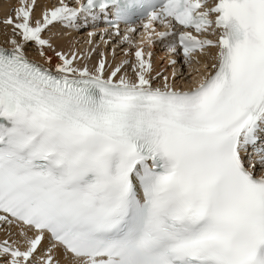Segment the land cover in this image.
I'll return each instance as SVG.
<instances>
[{"label":"snow or ice","instance_id":"snow-or-ice-1","mask_svg":"<svg viewBox=\"0 0 264 264\" xmlns=\"http://www.w3.org/2000/svg\"><path fill=\"white\" fill-rule=\"evenodd\" d=\"M40 7L0 16V264H264V0Z\"/></svg>","mask_w":264,"mask_h":264},{"label":"bare ground","instance_id":"bare-ground-1","mask_svg":"<svg viewBox=\"0 0 264 264\" xmlns=\"http://www.w3.org/2000/svg\"><path fill=\"white\" fill-rule=\"evenodd\" d=\"M51 1H53L52 3L53 4H51ZM38 2L40 3V8L39 9H37V11L39 12V11H41L44 7H51L52 5H54V4H56L57 2H58V0H38ZM12 3V0H9V1H1L0 0V16L2 15H4L7 11H8V9H9V5ZM101 27H104L103 25H101ZM66 31V30H65ZM62 33V32H61ZM86 32H83V33H77V37H79V35H86L85 34ZM75 35H76V33H71V34H69L68 36H67V38L66 37H60V38H56L55 39V43L58 45V47L59 48H61V49H63L64 51H68L69 50V48L71 47V48H74L73 46H72V43H71V40L72 39H74V37H75ZM87 36V35H86ZM116 38V37H115ZM69 39H70V41H69ZM117 39L118 38H116L115 39V43H111V45H114V47L116 48V49H118L119 51H118V53H121V55H123V53H122V51H121V49H120V47H119V45H118V43H117ZM0 42H2V37H0ZM101 45H104V43H101ZM152 53H153V56H152V61H153V58H154V60H157V62H159V61H161V60H163V59H165L164 61H163V63H162V65L160 66V70H161V72L162 73H165L166 75H167V71H169V69H171V67L172 66H170L169 65V63H168V58H167V56H168V54L164 51V50H162V48L159 46V45H157L156 47H154V48H152ZM166 54V55H165ZM121 55H119V56H117V57H119V58H117V57H113L112 58V60H110L109 62L114 66L115 64H117V63H119L120 62V60L121 59H123L124 57H122ZM93 58V57H92ZM203 60V59H202ZM97 61H95L94 63H92V64H90L89 66H91V65H93V64H95ZM157 62H153L154 64L155 63H157ZM203 62V61H202ZM152 63V64H153ZM89 64V63H88ZM181 63H177V65L176 66H179ZM186 67V66H185ZM155 70V69H154ZM187 71H190L191 72V76H192V74H194V68L191 66V67H187V69H186ZM153 75H155V71L153 72ZM187 75H189V74H187ZM187 75H185V77L189 80L190 78L189 77H187ZM168 76H171V73H169V75ZM190 76V75H189ZM3 237V233H0V238H2Z\"/></svg>","mask_w":264,"mask_h":264},{"label":"rangeland","instance_id":"rangeland-1","mask_svg":"<svg viewBox=\"0 0 264 264\" xmlns=\"http://www.w3.org/2000/svg\"><path fill=\"white\" fill-rule=\"evenodd\" d=\"M1 1H9V0H1ZM52 2H53V1H51V4H53ZM10 6H11V4L9 5V7H10ZM1 16H2V15H1ZM55 31L62 32V33H61V38H62V37H66V38H67V36H68V35H67V36L63 35V32H64L65 30H61V29L57 28ZM81 33H83V32H81ZM85 34H86V33H85ZM86 35H87V34H86ZM86 35H79V37H77V33H76L74 39L71 40L72 46L75 48V50H77L78 52H81V54H83V52H85V51L90 52V50H91L93 47H97V50H98V51H101V50H102V51L105 52L106 57H107V59H108L109 61L112 60L113 57H117V56L121 55V53H118L119 50L116 49V48L114 47V45H111V43H115V39H116L117 37L115 38V36H112L111 38H109V37L105 36L104 39L109 40V44H107V45H105V44H104V45H101V43H103V41L101 40V38H100L99 35L93 37V43H92V44H88V43H86V38H87ZM67 39H68V38H67ZM69 41H70V39H69ZM113 48L115 49V56L112 55V50H113ZM112 56H113V57H112ZM121 56L123 57V55H121ZM92 57H93V58H92ZM167 57H168V56H167ZM117 58H119V57H117ZM97 59H98V54H97V53H91L90 58H89L86 62L89 63V65H90V64L94 63L95 61H97ZM164 60H165V59H163V60L157 62V60H154V58H153L152 63H153V62H157V63H155V64L153 63V68L155 69V72H156V71L161 72V70H160L159 68H160V66L162 65V63H163ZM186 69H187V68L185 67V65L180 64L179 66H175V68L171 67V69H169V71H167V75H169V73L172 74V72H173L174 70L177 72L178 75H179L180 72H183L185 75H187V74H191V72H190V71H187ZM194 71H195V70H194ZM161 73H162V72H161ZM162 75H166V74H165V73H162ZM187 77L190 78L189 75H187Z\"/></svg>","mask_w":264,"mask_h":264}]
</instances>
